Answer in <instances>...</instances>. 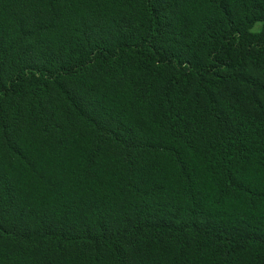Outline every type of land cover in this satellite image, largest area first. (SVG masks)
Wrapping results in <instances>:
<instances>
[{"label":"trees","instance_id":"1","mask_svg":"<svg viewBox=\"0 0 264 264\" xmlns=\"http://www.w3.org/2000/svg\"><path fill=\"white\" fill-rule=\"evenodd\" d=\"M0 264H264V0H0Z\"/></svg>","mask_w":264,"mask_h":264}]
</instances>
